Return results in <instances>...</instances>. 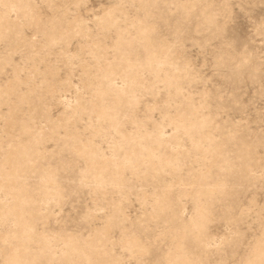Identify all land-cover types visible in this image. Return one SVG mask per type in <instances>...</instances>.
<instances>
[{"label": "rangeland", "instance_id": "obj_1", "mask_svg": "<svg viewBox=\"0 0 264 264\" xmlns=\"http://www.w3.org/2000/svg\"><path fill=\"white\" fill-rule=\"evenodd\" d=\"M0 20V210L22 214H0V264L15 247L31 264H171L177 244L185 264H247L264 248V0H0ZM176 114L207 127L175 131Z\"/></svg>", "mask_w": 264, "mask_h": 264}, {"label": "bare ground", "instance_id": "obj_2", "mask_svg": "<svg viewBox=\"0 0 264 264\" xmlns=\"http://www.w3.org/2000/svg\"><path fill=\"white\" fill-rule=\"evenodd\" d=\"M191 1V0H190ZM12 3V2H11ZM16 4V3H15ZM118 7V6H117ZM14 11V10H13ZM17 11V10H16ZM111 11H112V9H111ZM12 12V11H11ZM8 14H10L9 12H8ZM114 14V13H113ZM104 15H106V16H108V15H110V10H107V11H105V13H104ZM210 16V15H209ZM103 17V16H102ZM114 17V16H113ZM208 17V16H207ZM206 18V16H204V20H206L205 19ZM3 19V18H2ZM1 19V20H2ZM7 19V18H6ZM11 19V18H10ZM108 19V18H107ZM1 20H0V23H1ZM81 20V19H80ZM100 20V19H99ZM5 21V20H4ZM11 21H12V19H11ZM18 21V20H17ZM116 21V20H115ZM134 21V20H133ZM211 21H209V23H210ZM132 24V23H131ZM100 25H101V23H100ZM133 25V24H132ZM113 27H114V25H113ZM112 27V28H113ZM121 30H123V29H121ZM135 30V29H134ZM120 31V30H119ZM121 32V31H120ZM129 31H127V33H128ZM146 32V29L145 28H142L141 30H140V34L142 35V36H144V33ZM76 33V32H75ZM114 33H116L117 34V31L115 32V30H114ZM119 33V32H118ZM132 30H131V34L130 35H132ZM122 34V33H121ZM134 34V33H133ZM3 35V34H2ZM118 35V34H117ZM116 35V36H117ZM127 35V34H126ZM146 35V34H145ZM147 36V35H146ZM120 37V36H119ZM130 37V36H129ZM133 37H135V36H133ZM141 37V36H140ZM142 38V37H141ZM145 38V37H144ZM129 39V38H128ZM135 39V38H134ZM138 39V38H137ZM115 40V39H114ZM117 40V39H116ZM115 40V41H116ZM143 40V39H142ZM125 41V40H124ZM129 41V40H128ZM139 41V40H138ZM122 42H123V40H122ZM116 43V42H115ZM124 43V42H123ZM114 44V43H113ZM151 44V43H150ZM146 45V44H145ZM125 46V45H124ZM127 46V45H126ZM125 46V47H126ZM143 46V45H142ZM150 47H152L151 45H150ZM104 49V48H103ZM114 49V48H113ZM145 49V48H144ZM104 54V53H103ZM122 54V53H121ZM128 54V53H127ZM72 56V55H71ZM151 58L153 59V61H155L156 62V64H158L159 66H161V65H163V63H164V61L161 59V58H159V56L158 55H156V54H154V53H152L151 54ZM96 57V56H95ZM101 57H102V55H101ZM130 57V56H129ZM127 58H128V55H127ZM104 59V58H103ZM124 59H125V57H124ZM105 60V59H104ZM127 60V59H126ZM106 61V60H105ZM118 61V60H117ZM121 62H122V60H121ZM124 62V61H123ZM127 62H128V60H127ZM103 63V62H102ZM125 63V62H124ZM97 65H98V63H96ZM127 64V63H126ZM126 64H123V65H126ZM120 65V64H119ZM109 66H110V64H109ZM121 66V65H120ZM141 70V69H140ZM92 78H94V77H92ZM139 78V77H138ZM164 80L166 81V82H168L169 84H171V85H174L175 84V81H176V76L175 75H166V76H164ZM150 82V81H149ZM89 85V84H88ZM170 86V85H169ZM171 87H173V86H171ZM175 88V87H174ZM176 89V88H175ZM174 89V90H175ZM172 90V89H171ZM170 90V91H171ZM173 91V90H172ZM176 91V90H175ZM167 92H169L168 90H167ZM181 92V91H180ZM179 92V93H180ZM3 93H5L4 91H3ZM97 93H99L100 95L102 94V93H104V91L103 90H98L97 91ZM172 93V92H171ZM94 94H96V90H95V93ZM175 94V93H174ZM181 94V93H180ZM91 95V94H90ZM171 95V94H170ZM97 97V96H96ZM173 97H175V96H173ZM182 97V96H181ZM79 98V97H78ZM76 101H77V98H76ZM75 101V102H76ZM166 101H169V100H166ZM188 101V100H187ZM169 103V102H168ZM93 104V103H92ZM165 104V103H164ZM189 104V103H188ZM76 105H78V104H76ZM167 105V104H166ZM185 105H187V104H185ZM192 105V104H191ZM71 106H72V104H71ZM170 106V105H169ZM194 106V105H193ZM66 107H69V104L68 103H66ZM187 107V106H186ZM189 107V106H188ZM187 107V108H188ZM192 107V106H191ZM194 108V107H193ZM204 108V107H203ZM62 109H63V107H62ZM178 109V108H177ZM181 109V108H180ZM201 109V108H200ZM97 110V109H96ZM108 108H106V107H101L100 108V110L99 111H96L97 112V114H98V117H100L101 119L102 118H106V119H109L110 121H114L115 120V116H114V114H111V115H109V113H108ZM168 110V109H167ZM189 110V109H188ZM192 110H194V109H192ZM198 110V109H197ZM197 110H196V112H197ZM203 110V109H202ZM180 112H182V111H180ZM179 112V113H180ZM200 112V111H199ZM9 113V112H8ZM72 113H74V111L72 112ZM163 113H164V111H163ZM194 113V112H193ZM9 114H11V112L9 113ZM168 114V115H167ZM192 114V113H191ZM197 114V113H196ZM165 115V114H164ZM166 115L167 116H170L169 115V112H167L166 113ZM172 115V114H171ZM204 115V114H203ZM192 116V115H191ZM70 117V116H69ZM197 117H198V115H197ZM207 117V116H206ZM71 118V117H70ZM194 118V117H193ZM196 118V117H195ZM201 118V117H200ZM164 119H166V117L164 118ZM197 119H199V118H197ZM210 120H211V118H209ZM8 119H6V121H7ZM103 120V119H102ZM208 119L206 118V120L205 119H202L201 118V120L200 121H197V120H192L191 119V117L190 116H183V115H177L176 114V117H174L173 116V118H170V123L171 124H173L174 125V127H175V131L177 130V131H179V130H181L182 132H184L185 134H188L189 136H191V134L193 133H196V132H198V128L200 129V128H204L205 129V123H206V121H207ZM5 121V122H6ZM10 121V120H9ZM97 121V120H96ZM164 121V120H163ZM167 121H168V119H167ZM166 121V122H167ZM4 122V123H5ZM165 122V121H164ZM209 122V121H208ZM212 122V121H211ZM103 123V122H102ZM169 123V124H170ZM156 124V123H155ZM159 124V123H158ZM160 124H161V122H160ZM170 124V125H171ZM5 125V124H4ZM173 125H172V128H174L173 127ZM205 125V126H204ZM155 126V125H154ZM153 126V127H154ZM162 126V125H161ZM160 126V127H161ZM209 126V125H208ZM211 126V125H210ZM163 127V126H162ZM207 127V126H206ZM3 128H5V127H3ZM111 128V127H110ZM210 128V127H209ZM24 129V128H23ZM146 129V128H145ZM158 129V128H157ZM163 129V128H162ZM7 130V129H6ZM93 130V129H92ZM95 130V129H94ZM159 130V129H158ZM201 130V129H200ZM207 130V129H206ZM206 130H205V133H206ZM211 129H209V131H210ZM24 131H25V129H24ZM27 131H29V130H27ZM26 131V132H27ZM97 131V130H96ZM148 131H150V130H148ZM154 131H156V130H154ZM174 131V132H175ZM4 133H5V131H3ZM11 132V131H10ZM202 132V131H201ZM41 133V132H40ZM98 133V132H97ZM130 133V132H129ZM175 133H177V132H175ZM10 134V133H9ZM79 134V133H78ZM157 134V133H156ZM161 134H162V132H161ZM201 134V133H200ZM208 134V133H207ZM211 134V133H210ZM11 135V134H10ZM158 135V134H157ZM163 135V134H162ZM176 135V134H175ZM69 136V135H68ZM160 136V135H159ZM178 136H180V135H178ZM197 136V135H196ZM206 137H204V135L202 136H199V138H197V139H194V143H195V146H199V142H200V139H203V137L205 138V139H210V137L209 136H207V135H205ZM211 136V135H210ZM33 137V136H32ZM81 137V136H80ZM122 137H125V136H122L121 135V138ZM163 137V136H162ZM174 137V136H173ZM186 137V136H185ZM179 138V137H178ZM189 138V137H188ZM187 138V139H188ZM86 139V138H85ZM168 139H169V137H168ZM191 139V138H190ZM170 140V139H169ZM179 140V139H178ZM213 140V139H212ZM171 141H175V139L174 140H171ZM181 142V141H180ZM190 142H192V141H190ZM210 142V141H209ZM208 142V143H209ZM90 143H91V141H90ZM164 143H165V141H164ZM207 143V144H208ZM82 144H84V143H82ZM168 144V143H167ZM210 144V143H209ZM9 145V144H8ZM140 145V147L141 148H143V150H145L146 152H147V157L148 158H154L155 157V155H154V153L151 151V148H149V147H145V146H143L142 144H139ZM170 145V144H169ZM201 145V144H200ZM174 146V145H173ZM194 146V147H195ZM219 146H221V145H219ZM74 147H76V146H74ZM170 147V146H169ZM206 147V146H205ZM217 147H218V145H217ZM13 150H14V148H12ZM83 150L84 151H90V148L88 147V146H86V147H84L83 148ZM112 150V149H111ZM215 150V149H214ZM73 151V150H72ZM82 152V151H81ZM90 152H92V151H90ZM171 152H173V151H171ZM203 152H204V150H203ZM12 153V152H11ZM80 153V152H79ZM125 153V152H124ZM8 154V153H7ZM6 154V155H7ZM14 155V154H13ZM82 154L80 153V156H81ZM91 155H93V154H91ZM217 155V154H216ZM215 155V156H216ZM9 156V155H8ZM12 156V155H11ZM205 156H206V154H205ZM84 157V156H83ZM11 157H9V159H10ZM127 159L129 158L128 156L126 157ZM205 158V157H204ZM164 159V163H173V161L171 160V161H169V159L168 158H163ZM131 161H133V160H131ZM227 161V160H226ZM127 163V162H126ZM131 163V162H130ZM209 163H211V162H209ZM209 163H207V164H209ZM2 164V163H1ZM7 164H8V162H7ZM9 164H10V161H9ZM2 166H3V164H2ZM8 167V166H7ZM91 167H95V165H92ZM98 167V166H97ZM174 167H175V165H174ZM13 169L14 170H10V169H8L7 170V172H9V170L11 171V174L12 175H14V173H15V171H16V169L13 167ZM20 173H21V171H20ZM11 174H9V175H11ZM96 174V173H95ZM119 174V173H118ZM135 175V174H134ZM121 176V175H120ZM10 177L11 176H7L6 178H5V180H6V184H7V182H9V180H10ZM143 178V177H142ZM13 180V179H12ZM11 180V181H12ZM94 180H95V178H94ZM11 181H10V183H11ZM14 181V180H13ZM101 181V180H100ZM96 182V181H95ZM98 182V181H97ZM96 182V183H97ZM102 182V181H101ZM14 183V182H13ZM49 183V182H48ZM53 183V182H52ZM109 183L110 182H108V185H109ZM5 184V185H6ZM47 184V183H46ZM99 184V183H98ZM101 184V183H100ZM102 184H104V183H102ZM107 184V183H106ZM4 185V186H5ZM23 185V184H22ZM49 185V184H48ZM53 185H54V183H53ZM115 184H113V186H114ZM112 186V187H113ZM167 186H168V184H167ZM0 187H2V185H0ZM99 187H100V185H99ZM98 187V188H99ZM115 187H117V186H115ZM115 187H114V189H115ZM222 187V185H219V184H217V185H213V186H207V187H205L203 190H204V192H211V191H213V190H215V189H219V188H221ZM59 188V187H58ZM96 188V187H95ZM8 189H9V192H10V195L12 194V193H14V199H19V200H21L22 202H24V196L21 194V193H18V194H16V192H17V188H15V186H10V187H8ZM1 190V189H0ZM117 190V189H116ZM19 191H20V189H19ZM37 191V190H36ZM59 191V190H58ZM58 192H56V194H57ZM201 193H203V191H201V192H198V195L197 196H199ZM42 194V193H41ZM187 194V193H186ZM143 195H146V194H143ZM166 195V194H165ZM188 195V194H187ZM13 196V195H12ZM57 196V195H56ZM10 197V196H9ZM42 197H43V195H42ZM12 198V199H13ZM50 198H48V200H49ZM145 199H146V197H145ZM10 200V199H9ZM15 201V200H14ZM7 202V201H6ZM46 202V201H45ZM47 203V202H46ZM25 204V203H24ZM153 204V203H152ZM119 205V204H118ZM142 205V204H141ZM4 206V205H3ZM115 206V205H114ZM159 206V205H158ZM118 207V206H117ZM119 208V207H118ZM154 208V207H153ZM161 208V207H160ZM3 209V208H2ZM0 210V214H2V216L3 215H5V214H8V213H13L15 216H13V217H16L17 219L16 220H20V218L22 217V214L20 213V210L17 208V207H15V206H12V207H6V208H4L3 210ZM120 210V209H119ZM205 209L204 208H198V210H197V214H196V216L195 217H193V219H192V221L190 220V221H188V222H191L190 223V226H192L193 228H196V229H200V228H202L203 227V222H204V220L206 219V216H205ZM25 212V211H24ZM9 216V215H8ZM28 217V216H27ZM1 218V217H0ZM25 218V217H24ZM4 219H5V217H4ZM10 219V218H9ZM11 220H13V219H11ZM25 220V219H24ZM24 220H22L21 222H23ZM4 221V220H3ZM8 221V220H7ZM0 222H2V221H0ZM6 221H4V223H5ZM11 222V221H10ZM18 222V221H17ZM16 222V223H17ZM25 222V221H24ZM29 222H30V220H29ZM29 222H27V223H29ZM15 223V224H16ZM26 223V222H25ZM31 223V222H30ZM1 224V223H0ZM3 224V223H2ZM10 224V223H9ZM11 225H13V221H12V224ZM29 225V224H28ZM14 226V225H13ZM30 226H31V224H30ZM30 226H27L26 224H22V226L21 227H23V234L25 235L24 237H25V239H27L26 237H29L30 236V234H31V232H32V228L30 227ZM16 227V226H15ZM3 229H4V227H2ZM9 228V227H8ZM17 228V227H16ZM3 229H1V231L3 230ZM7 229V228H6ZM13 230V229H12ZM20 230V229H19ZM10 231V230H9ZM4 232V234L6 233V230H4L3 231ZM12 232V231H11ZM21 232V231H20ZM9 233V232H8ZM181 233H182V231H181ZM3 234V235H4ZM12 234H13V232H12ZM178 234H180V233H178ZM183 234V233H182ZM1 236H2V234H0ZM11 235V234H10ZM19 235H20V233H19ZM131 236H133L132 234H130ZM181 235V234H180ZM179 235V236H180ZM195 235V234H194ZM193 235V236H194ZM8 236V235H7ZM15 236V235H14ZM14 236H12V237H14ZM4 237H5V235H4ZM21 237V236H20ZM23 237V236H22ZM44 237V236H43ZM102 237V236H101ZM181 237V236H180ZM179 237V238H180ZM2 238V237H1ZM8 238V237H7ZM11 237H9V239H10ZM18 238V237H17ZM52 238V237H51ZM128 238V237H127ZM173 238V237H172ZM4 239V238H3ZM22 239H24V238H22ZM22 239H18V240H22ZM123 239V238H122ZM132 239V238H131ZM138 239V238H137ZM181 239V238H180ZM1 240V239H0ZM32 240V239H31ZM44 240H45V238H44ZM65 240V239H64ZM68 240V239H67ZM67 240H65V241H67ZM87 240V239H86ZM125 240V239H124ZM3 241H6V239H4ZM16 241V240H15ZM61 241H62V239H61ZM137 241H139V240H137ZM18 242V241H17ZM21 242H23V241H21ZM63 242V241H62ZM71 242V241H70ZM75 242H77V241H75ZM97 242V241H96ZM126 242H128V241H126ZM180 242V241H179ZM5 243H7V242H5ZM14 243H16V242H14ZM84 243H86V241L84 242ZM87 243L89 244V241H87ZM98 243V242H97ZM106 243V242H105ZM130 243H132V244H134V239H133V241L131 240L130 241ZM9 244V243H8ZM13 244V243H12ZM23 244V243H22ZM21 244V245H22ZM32 244H34V243H32ZM38 244V243H37ZM50 244V243H49ZM65 244V243H64ZM72 244V243H71ZM74 244V243H73ZM123 244V243H122ZM126 244V243H125ZM39 245V244H38ZM38 245H36L37 247H38ZM86 245V244H85ZM11 246V245H10ZM14 246V245H13ZM60 246V245H59ZM66 246V245H65ZM105 246V245H104ZM123 246V245H122ZM128 246V245H127ZM126 246V247H127ZM22 247V246H21ZM20 247V248H21ZM25 247V246H24ZM61 247V246H60ZM76 247V246H75ZM92 247V246H91ZM136 247V246H135ZM134 247V248H135ZM31 248V247H30ZM68 248V247H67ZM74 248V247H73ZM105 248V247H104ZM137 248H139V250H140V247H138L137 246ZM18 249L19 248H17V247H15V249H13V251L12 252H10L11 254L8 256V259H7V257L5 258V259H7V263L6 264H31V261H32V259L31 258H29V259H31V261H28V260H26L25 258H24V256H22L19 252H18ZM22 249H24V248H22ZM29 249V248H28ZM33 249V248H32ZM51 249V248H50ZM64 250H65V248H63ZM72 249V248H71ZM83 249V248H82ZM84 249H85V247H84ZM100 249H101V247H100ZM127 249V248H126ZM136 249V248H135ZM142 249H143V247H142ZM176 251L173 253V255H172V257L170 258V263L171 264H185V263H188V259L185 257V256H183V255H181V252H180V249H181V244H177L176 245ZM12 250V249H11ZM87 250H89V249H87ZM103 250V249H102ZM106 250V249H105ZM25 251V250H24ZM24 251H22V252H24ZM74 251V250H73ZM81 251V250H80ZM130 251V250H129ZM143 251H144V249H143ZM5 251H3V253H4ZM26 252V251H25ZM59 253H60V251H58ZM65 252H66V250H65ZM64 252V253H65ZM71 252V251H70ZM82 252V251H81ZM131 252V251H130ZM2 253V254H3ZM64 253H62V254H64ZM74 253H75V251H74ZM78 253V252H77ZM86 253V252H85ZM132 253H134V252H132ZM143 253V252H142ZM1 254V253H0ZM1 254V255H2ZM28 254V253H27ZM53 254V253H52ZM55 254V253H54ZM83 254V253H82ZM86 254H89V253H86ZM168 254L169 253H167V257H168ZM4 255H5V253H4ZM26 255V254H25ZM51 255V254H50ZM85 255V254H84ZM84 255H83V257H84ZM105 255V254H104ZM133 255V254H132ZM254 257L251 259V260H249L248 262H247V264H259V261L262 259V258H264V248L259 244V245H257L256 247H255V249H254ZM52 256V255H51ZM62 256V255H61ZM63 256H65V255H63ZM86 256H88V255H85V257ZM165 256V255H164ZM53 257V256H52ZM52 257L50 258V259H52ZM108 259V258H107ZM117 259V258H116ZM79 260V259H78ZM86 260V259H85ZM85 260H84V262H85ZM258 260V261H257ZM63 261H64V259H63ZM94 261H96V260H94ZM102 261V260H101ZM118 261V260H117ZM168 261V260H167ZM90 262V261H89ZM89 262H88V264H89ZM103 262V261H102ZM110 262V261H109ZM115 262V261H114ZM93 263V262H92ZM92 263H90V264H92ZM111 263V262H110ZM116 263V262H115ZM85 264H87V263H85ZM114 264V263H113Z\"/></svg>", "mask_w": 264, "mask_h": 264}]
</instances>
